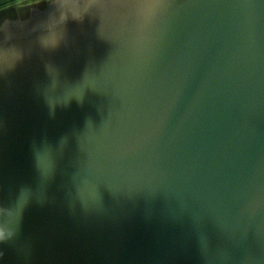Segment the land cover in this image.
Instances as JSON below:
<instances>
[{
	"label": "water",
	"instance_id": "obj_1",
	"mask_svg": "<svg viewBox=\"0 0 264 264\" xmlns=\"http://www.w3.org/2000/svg\"><path fill=\"white\" fill-rule=\"evenodd\" d=\"M12 11L0 264H264V0Z\"/></svg>",
	"mask_w": 264,
	"mask_h": 264
},
{
	"label": "clouds",
	"instance_id": "obj_2",
	"mask_svg": "<svg viewBox=\"0 0 264 264\" xmlns=\"http://www.w3.org/2000/svg\"><path fill=\"white\" fill-rule=\"evenodd\" d=\"M37 2L43 3L45 0H37ZM95 2L96 0H47L49 5L54 6L55 13V15H50L49 19L57 26H66L70 19L78 22L82 21L86 17L87 12L94 6ZM0 32L5 34L6 39L11 38L10 22L8 20L0 22ZM49 39L56 40V36L46 35L42 38V43L48 44L47 41ZM20 54V50L17 48L0 50V67L7 72L11 69V61L19 57ZM12 234L11 231L0 227V241H5ZM2 255L3 253L0 252V256Z\"/></svg>",
	"mask_w": 264,
	"mask_h": 264
},
{
	"label": "flooded vegetation",
	"instance_id": "obj_3",
	"mask_svg": "<svg viewBox=\"0 0 264 264\" xmlns=\"http://www.w3.org/2000/svg\"><path fill=\"white\" fill-rule=\"evenodd\" d=\"M37 2V1H36ZM34 7V6H33ZM32 7V8H33ZM32 8H28V10H26V9H24L23 11H21L20 13H15V16H16V18H19V17H21V18H25L26 16H28L29 15V13H30V11H31V9ZM13 14V11L11 10L7 15H4V14H0V21H4V20H6L7 18H13L11 15ZM20 15V16H19ZM4 17V18H3ZM4 20H3V19ZM2 19V20H1Z\"/></svg>",
	"mask_w": 264,
	"mask_h": 264
},
{
	"label": "crops",
	"instance_id": "obj_4",
	"mask_svg": "<svg viewBox=\"0 0 264 264\" xmlns=\"http://www.w3.org/2000/svg\"><path fill=\"white\" fill-rule=\"evenodd\" d=\"M5 1H10V0H0V6H5L4 5V2ZM29 1H32V0H14L12 3H11V5H12V7H10L9 9L10 10H13V9H16V8H19V7H21V6H24V5H28L27 4V2H29ZM8 5V4H7ZM10 5V4H9ZM8 5V6H9ZM10 5V6H11ZM8 9V8H7ZM5 10V9H4ZM2 11V10H1ZM1 11H0V14H1Z\"/></svg>",
	"mask_w": 264,
	"mask_h": 264
},
{
	"label": "rangeland",
	"instance_id": "obj_5",
	"mask_svg": "<svg viewBox=\"0 0 264 264\" xmlns=\"http://www.w3.org/2000/svg\"><path fill=\"white\" fill-rule=\"evenodd\" d=\"M13 1H14V0L5 1V2H4V5H5V6H0V11L2 10V11H1V14H6L7 12L11 11L9 8L12 7L11 3H12ZM36 1H37V0H32V1L27 2V4H32V3H33L32 5L40 4V3H38V2H37V3H34V2H36ZM45 2H47V0H45ZM45 2H43V3H45ZM7 4H8V5L10 4L11 6H10V5L8 6ZM7 8H8V9H7ZM4 9H5V10H4Z\"/></svg>",
	"mask_w": 264,
	"mask_h": 264
},
{
	"label": "bare ground",
	"instance_id": "obj_6",
	"mask_svg": "<svg viewBox=\"0 0 264 264\" xmlns=\"http://www.w3.org/2000/svg\"><path fill=\"white\" fill-rule=\"evenodd\" d=\"M34 3H37V2H34ZM32 4H33V3H32ZM32 4L24 5V6H21V7L30 6V5H32ZM19 8H20V7H19Z\"/></svg>",
	"mask_w": 264,
	"mask_h": 264
}]
</instances>
